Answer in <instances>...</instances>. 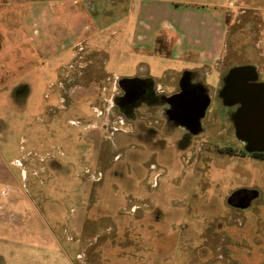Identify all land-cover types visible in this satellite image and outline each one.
Returning <instances> with one entry per match:
<instances>
[{"label":"rangeland","instance_id":"obj_1","mask_svg":"<svg viewBox=\"0 0 264 264\" xmlns=\"http://www.w3.org/2000/svg\"><path fill=\"white\" fill-rule=\"evenodd\" d=\"M240 1L189 134L170 113L184 84L158 62L149 74L167 91L136 77L124 46L38 50L16 8L0 7V264H264V161L226 93L241 66L264 81V0ZM240 187L254 189L248 204L231 200Z\"/></svg>","mask_w":264,"mask_h":264},{"label":"crops","instance_id":"obj_2","mask_svg":"<svg viewBox=\"0 0 264 264\" xmlns=\"http://www.w3.org/2000/svg\"><path fill=\"white\" fill-rule=\"evenodd\" d=\"M183 1L0 0V7L10 4L16 8L38 50L57 43L65 50L73 49L78 41H102L109 45V53L115 55L124 46L134 58L138 56L140 72L136 77L156 79L159 87L167 91V81L149 74L154 60L163 70L165 80L170 77L174 83L172 77H176L179 83L197 86L209 96L211 104L207 78L213 75L214 66H220L229 43L234 42L230 41L235 35L232 37L229 29L227 12L239 8L241 1ZM0 35L5 37L1 29ZM263 55L260 58L264 64ZM167 59L181 64L184 70L179 72L174 65L169 67L163 62ZM260 67L257 64V70L261 71ZM219 75L223 84L226 79L223 68ZM182 89L173 93L180 95ZM255 159L264 161V158Z\"/></svg>","mask_w":264,"mask_h":264},{"label":"water","instance_id":"obj_3","mask_svg":"<svg viewBox=\"0 0 264 264\" xmlns=\"http://www.w3.org/2000/svg\"><path fill=\"white\" fill-rule=\"evenodd\" d=\"M252 70H254L252 66L238 67L235 80L228 84L226 93L231 101L239 103L233 116L238 137L246 143L249 152H264V82L252 81L245 76V73ZM200 100L198 97L195 102L194 99L186 101L189 108L184 115L195 120L197 128L195 132L201 126V120L210 104L208 96L205 100ZM194 103L196 108L193 106Z\"/></svg>","mask_w":264,"mask_h":264},{"label":"flooded vegetation","instance_id":"obj_4","mask_svg":"<svg viewBox=\"0 0 264 264\" xmlns=\"http://www.w3.org/2000/svg\"><path fill=\"white\" fill-rule=\"evenodd\" d=\"M232 77H231V81L235 80V72L231 73ZM230 74V76H231ZM245 76L248 77L249 80L253 81V75L251 73L245 74ZM200 97L201 100H205L207 98L206 94L202 91H200L197 86L188 83H184L183 89H182V93L180 95H178V97L175 100H172V105H171V116L173 119L178 120L181 124H183L185 127H187V131L188 134L190 132H194L197 130L196 128V122L195 120L192 119V117H187L185 116V112L186 109L189 108V103L186 102L187 100H193L194 102L196 101V98ZM193 106L196 108V103L193 104ZM193 107V108H194ZM198 127V126H197ZM201 129V126L198 127V131L199 132ZM254 155V154H253ZM257 158H264V156H255ZM254 190V189H252ZM249 188H238L236 189L231 196V200L233 201H239L241 203V205L243 204H248L249 199L253 198V196H255L256 194ZM255 194V195H254Z\"/></svg>","mask_w":264,"mask_h":264},{"label":"trees","instance_id":"obj_5","mask_svg":"<svg viewBox=\"0 0 264 264\" xmlns=\"http://www.w3.org/2000/svg\"><path fill=\"white\" fill-rule=\"evenodd\" d=\"M150 80H153V79H151V78H149ZM255 156H264V152H254L253 153Z\"/></svg>","mask_w":264,"mask_h":264}]
</instances>
